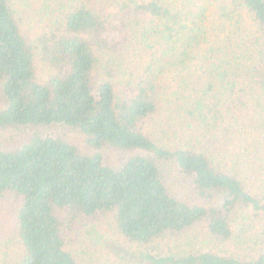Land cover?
Listing matches in <instances>:
<instances>
[{"label":"trees","instance_id":"1","mask_svg":"<svg viewBox=\"0 0 264 264\" xmlns=\"http://www.w3.org/2000/svg\"><path fill=\"white\" fill-rule=\"evenodd\" d=\"M59 1H43L30 40L26 0H0L5 256L76 264L64 223L111 212L133 242L201 228L230 252L142 264H264V0ZM108 149L123 157L106 162Z\"/></svg>","mask_w":264,"mask_h":264},{"label":"rangeland","instance_id":"2","mask_svg":"<svg viewBox=\"0 0 264 264\" xmlns=\"http://www.w3.org/2000/svg\"><path fill=\"white\" fill-rule=\"evenodd\" d=\"M43 1L45 0H26V8L24 10H27V13L23 14L24 20L21 28L30 40H33L42 31L40 24L43 22V18L40 8L45 6ZM99 1H102V6L106 7L108 12H114L117 7V0ZM46 2L51 6H55L60 1L46 0ZM34 10L35 13L39 10V13L33 15ZM34 17H38L42 22L37 21ZM36 66L39 72H42V74L46 73L47 70L44 69V65L39 58L36 59ZM35 129L45 130V128L31 126L23 131L28 134ZM47 131L69 141L80 152L91 153L93 151V148L87 143L86 137L79 131L62 126H51L47 128ZM8 140L9 134L0 131V146L9 145ZM103 153L105 154V161L111 164L117 163L123 157L121 153L114 150H104ZM9 205L7 195L0 198V211L7 210L10 207ZM63 230L66 249L72 254L76 264H107L112 262L116 264H142L140 258H146L147 253L151 255L180 256L210 250L215 252L220 250L228 251L226 250L227 246L220 247L219 244L212 243L207 233L201 228L188 230L176 237L166 236L156 239L150 244H139L125 238L118 231L111 212L65 222ZM2 235V223L0 220V236ZM14 250L15 246L13 245L10 251L7 252L8 256H5L4 249L0 245V258H7V264H16L12 262L13 258H17Z\"/></svg>","mask_w":264,"mask_h":264}]
</instances>
